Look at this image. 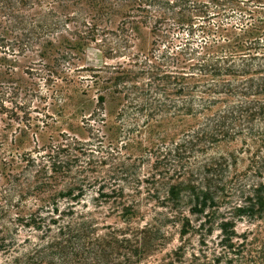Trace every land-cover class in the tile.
<instances>
[{"label":"trees","instance_id":"obj_1","mask_svg":"<svg viewBox=\"0 0 264 264\" xmlns=\"http://www.w3.org/2000/svg\"><path fill=\"white\" fill-rule=\"evenodd\" d=\"M256 4L264 10V0H0L7 62L37 45L49 60L61 38L74 45L57 65L90 43L108 59L125 58L111 72L121 99L115 138L106 142L91 121L105 120L101 94L90 140L62 134L46 162L28 159L41 203L9 234L2 226L0 264H264V19L255 18ZM121 10L116 30L103 26ZM140 26H150L152 46L133 52ZM44 65L31 72L57 81L54 65ZM167 117L176 119L171 137L141 156L127 153ZM236 141L238 152L212 155ZM239 224L256 231L239 233Z\"/></svg>","mask_w":264,"mask_h":264},{"label":"rangeland","instance_id":"obj_2","mask_svg":"<svg viewBox=\"0 0 264 264\" xmlns=\"http://www.w3.org/2000/svg\"><path fill=\"white\" fill-rule=\"evenodd\" d=\"M203 3L208 0H200ZM261 4H256L254 9L258 11L255 18L264 19V10ZM77 10V11H76ZM70 16L78 15V9L72 8L67 11ZM126 10L118 11L114 17L103 24L110 30H116ZM236 17L232 18V24L237 28ZM217 18H214L215 22ZM68 39L76 32L75 22L68 23ZM239 29H237L238 32ZM65 34V31H63ZM66 35V34H65ZM12 40V39H11ZM153 36L149 28L140 26V36L134 41L133 52L138 49L148 50L152 46ZM61 38L52 48V57L49 60H42L38 54V45L33 51L12 58L9 62L0 54V90L6 91L0 108V231L2 226L8 228L7 234L12 227L11 223L19 214L25 215L31 212L36 204L41 203L33 193L34 181L37 167H27L28 159H35L37 162H46L44 157L47 154V147L58 143L62 134L74 136L80 140H90L92 136L88 130V120L98 106V98L105 96L104 121L101 124H94L100 128L106 136V142L115 138L114 121L120 108L121 99L114 94L113 68L125 61L124 57L108 59L94 43L87 44L81 51L73 50L72 57L67 61L57 62L56 58L61 57L65 46L74 45ZM11 64V65H8ZM54 65L60 78L56 81L42 80L31 72V68L48 69L44 64ZM13 65V66H12ZM22 106V109L16 108ZM14 112L18 118H14ZM176 119L167 117L155 126L145 130L135 138L126 149L128 154L141 156L145 150L157 144L159 138L166 135L172 136L176 130ZM186 124V121H183ZM183 125H181L182 127ZM93 137V136H92ZM241 142L222 143L215 147L212 155H229L239 151ZM149 166L145 165L143 173L148 171ZM61 182H63L61 180ZM62 185H58L61 188ZM48 193L41 194L39 198L46 200ZM20 195H24L19 208H14L18 203ZM2 207L8 208V212H1ZM248 228L256 231L255 226L239 224L238 232L243 233ZM1 236V233H0ZM9 238V237H8ZM177 244L175 240L169 245L170 250ZM161 257V255L159 256Z\"/></svg>","mask_w":264,"mask_h":264}]
</instances>
